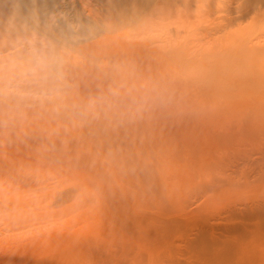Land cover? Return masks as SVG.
<instances>
[{
  "label": "rangeland",
  "instance_id": "rangeland-1",
  "mask_svg": "<svg viewBox=\"0 0 264 264\" xmlns=\"http://www.w3.org/2000/svg\"><path fill=\"white\" fill-rule=\"evenodd\" d=\"M252 1L168 0L165 33L124 28L82 42L80 58L41 37L19 61L0 53V264H264V179L237 153L260 144L249 115L264 9L248 13ZM93 41L117 48L95 56ZM233 83L249 97L228 98Z\"/></svg>",
  "mask_w": 264,
  "mask_h": 264
},
{
  "label": "bare ground",
  "instance_id": "bare-ground-1",
  "mask_svg": "<svg viewBox=\"0 0 264 264\" xmlns=\"http://www.w3.org/2000/svg\"><path fill=\"white\" fill-rule=\"evenodd\" d=\"M253 2V1H252ZM167 8H168V0H0V53L4 54V57H1V60H5V59H15L16 58H20L22 57L23 53L26 52V50L28 49L27 47L25 48L24 45V41L25 42H31V40L33 39H37L39 37L46 39V41L48 40L51 44H50V52L53 55H57V54H74L77 57H81L80 54L78 53H82L80 51L77 50V47L80 46L82 44V42H89L91 40H95L97 38H99L102 35H106L109 36L108 34H116V32L120 31V30H124V28L128 29L132 28V29H136L139 32L141 31H147L149 29V31H151L154 28H157L158 26H160V28L163 30L161 32H164V26L165 25V20H166V14H167ZM241 8V7H240ZM264 9V0H254L253 4H250V9L248 10V13H261L262 10ZM256 11V12H255ZM244 15V14H243ZM219 18V17H218ZM231 18V17H230ZM222 19V18H221ZM220 19V20H221ZM177 21V20H176ZM219 21V20H218ZM227 21V20H226ZM221 22V21H220ZM225 21L223 20V23ZM230 22V21H229ZM222 23V22H221ZM220 25V24H219ZM157 26V27H156ZM185 26V25H184ZM225 27V26H224ZM182 28V27H181ZM191 28V27H190ZM218 28V27H217ZM151 29V30H150ZM224 29V28H223ZM135 30V31H136ZM155 30V29H154ZM154 30H152L154 32ZM148 31V32H149ZM151 31V32H152ZM132 32V31H131ZM137 32V31H136ZM147 32V33H148ZM160 32V33H161ZM166 32V31H165ZM164 32V33H165ZM208 32V31H207ZM206 32V33H207ZM145 33V32H144ZM146 33V35H147ZM181 33V32H180ZM205 33V34H206ZM143 34V32H142ZM151 34V33H150ZM162 34V33H161ZM121 35V34H120ZM197 35V34H195ZM128 36V35H127ZM138 36V35H136ZM176 36V35H175ZM113 36H110V39H112ZM118 37V35H117ZM224 37V36H223ZM106 38V37H105ZM114 38V37H113ZM170 38V37H169ZM35 39V40H36ZM109 38H106L105 40H108ZM116 39V37H115ZM151 39V38H150ZM155 39V38H154ZM173 39V38H172ZM208 39V38H207ZM219 39V38H218ZM104 40V39H102ZM161 40V39H160ZM170 40V39H169ZM174 40V39H173ZM193 40V39H192ZM120 41V40H119ZM132 41V40H131ZM142 41V40H140ZM152 41V40H151ZM162 41L163 40V35H162ZM36 42H39V40H36ZM48 42V43H49ZM94 42V41H93ZM106 42V41H105ZM108 42V41H107ZM92 43V42H91ZM90 43V44H91ZM103 44L99 43V41L94 42L93 44V48H91V50H96L95 52V56L97 55L96 53L99 54L100 48L105 51V50H113L114 46L110 44L106 45V43L102 42ZM115 43V42H114ZM120 43V42H118ZM135 43V41H134ZM163 43V42H162ZM168 43V42H167ZM171 43V42H170ZM175 43V42H173ZM213 43V42H212ZM113 44V43H112ZM48 45V44H47ZM118 46V44H116ZM121 45V44H120ZM119 45V46H120ZM136 45V44H135ZM134 45V46H135ZM133 46V45H132ZM99 47V48H98ZM116 47V46H115ZM193 47V46H192ZM85 48V47H84ZM117 48V47H116ZM125 48H127L125 46ZM144 51L148 52V53H152V55L154 54H159L161 55V53H158L157 50H150L149 46L145 45L144 47ZM140 48V50L143 51V49ZM178 48V47H177ZM120 49V48H119ZM84 50V49H83ZM91 50L88 49V52H90ZM132 50V48H131ZM87 52V50H85ZM107 51V52H108ZM127 51V50H124ZM136 51V50H134ZM164 51V50H163ZM10 52V53H9ZM85 52V53H86ZM87 52V54H88ZM112 52V51H111ZM118 52V51H117ZM7 53V54H6ZM9 53V54H8ZM114 53V52H113ZM132 53V52H131ZM191 53V52H190ZM77 54V55H76ZM83 55V54H82ZM100 56V54H99ZM79 57V58H80ZM17 58V59H18ZM87 58V56H86ZM10 59V60H11ZM16 59V60H17ZM82 59V58H81ZM15 60V62H16ZM19 61V59L17 60ZM21 61V60H20ZM17 63V62H16ZM16 63H14L16 65ZM64 67V66H63ZM62 67V71L65 69ZM64 72H66V70H64ZM64 74V73H63ZM67 74V73H66ZM61 75L59 74V77ZM66 77H68L67 75H65ZM259 76V75H258ZM63 78V77H62ZM262 78V77H260ZM70 79V78H69ZM68 79V80H69ZM77 79V78H76ZM263 79V78H262ZM63 80V79H62ZM207 81V80H206ZM254 81V80H253ZM263 81V80H262ZM70 82V81H69ZM236 82V81H235ZM252 82V81H251ZM81 83V82H80ZM230 83V82H229ZM228 83V84H229ZM241 83V82H240ZM247 83V82H246ZM246 83H244V81H242L241 85H245ZM263 83V82H262ZM70 84V83H69ZM234 84V83H233ZM231 84V85H233ZM250 84V83H249ZM248 84V85H249ZM254 86L256 84H254L253 82L251 83ZM264 84V83H263ZM228 85V86H223L225 87V93H227L229 96L228 98H232L233 96H235L236 94H244L243 97L246 98V92L248 91V96L249 97V89H243L246 87H240L238 88L237 86H235L236 84H234L233 86ZM247 85V87H249ZM80 86V85H79ZM210 86V85H209ZM260 86V85H259ZM258 86L257 83V87L255 90V95L256 98L253 101L256 102L257 104L254 105V107L257 109L256 111L252 112L255 113L252 114V117L248 115L250 117V119L255 120V118L257 119H261L260 123L262 121V119L264 120V85H261L260 87ZM211 87V86H210ZM252 87V86H251ZM202 88V87H201ZM205 88V87H204ZM207 88V87H206ZM217 89V87H216ZM223 89V88H222ZM70 90V89H69ZM214 91V90H213ZM216 91V90H215ZM257 91V92H256ZM217 92V91H216ZM235 92V93H233ZM214 93V92H213ZM225 93L223 95H225ZM233 93V94H231ZM253 92H251L250 96L252 95ZM211 94V93H210ZM217 93H215L216 96ZM254 94V93H253ZM208 95V94H207ZM214 95V94H213ZM238 95V97L240 96ZM227 96V95H226ZM240 96V98L242 97ZM262 96V97H261ZM237 97V98H238ZM197 98V97H196ZM216 98H218L216 96ZM220 98V96H219ZM227 98V97H226ZM227 98V100H228ZM235 98V97H234ZM76 99V98H75ZM201 98H199L198 100H200ZM203 99V98H202ZM221 99V98H220ZM233 99V98H232ZM250 99V98H248ZM247 99V100H248ZM78 100V99H77ZM195 100V99H194ZM192 100V101H194ZM204 100V99H203ZM243 100H245L243 98ZM251 100V99H250ZM201 101V100H200ZM223 101V100H222ZM237 101V100H236ZM246 101V100H245ZM228 101L224 102L227 103ZM250 102V101H248ZM1 103V102H0ZM199 103V102H198ZM203 103V101L201 102ZM229 103V102H228ZM227 103V104H228ZM238 103V102H237ZM240 103V102H239ZM242 103V102H241ZM247 103V102H245ZM226 104V106H227ZM233 103H231L232 105ZM243 104V103H242ZM250 105V103H248ZM190 105V104H189ZM195 105V104H194ZM193 105V106H194ZM230 105V104H229ZM197 106V105H196ZM195 106V108H197ZM210 106V105H209ZM220 106V105H219ZM216 104V107H219ZM225 106V105H224ZM225 106V107H226ZM215 107V106H214ZM223 107V106H222ZM221 107V108H222ZM233 107V106H232ZM249 107V106H248ZM252 107V105H251ZM254 108V109H255ZM194 109V108H193ZM214 109V108H213ZM229 109V107H228ZM235 109V108H234ZM250 110V107L248 108ZM247 109V110H248ZM26 110V109H25ZM28 110V109H27ZM40 110V109H39ZM218 110H220L218 108ZM222 110V109H221ZM221 110L219 111L221 113ZM226 110V109H225ZM209 111V110H208ZM211 111V109H210ZM215 111V109H214ZM227 111V110H226ZM26 112V111H25ZM143 112V111H142ZM192 112V111H191ZM190 112V113H191ZM213 112V110L211 111ZM223 112V111H222ZM241 112V110H240ZM247 112V111H246ZM250 112V113H252ZM233 113V112H232ZM239 113V112H238ZM242 113H244V111H242ZM130 114V113H129ZM135 114V113H134ZM193 114V113H191ZM189 114V115H191ZM223 114V113H221ZM226 113H224L225 115ZM228 114V113H227ZM231 114V113H230ZM229 114V115H230ZM236 114V113H235ZM234 114V115H235ZM141 115V114H140ZM247 115V114H246ZM246 115H243V117ZM144 116V114H143ZM143 116L141 115V117L143 118ZM175 117V116H174ZM184 117V116H183ZM146 118V116L144 117V119ZM188 118V117H187ZM226 118V117H225ZM241 118V117H240ZM244 118V119H245ZM139 119V118H138ZM186 119V117H185ZM200 119V118H199ZM237 119V118H236ZM250 119L247 118V121H249ZM256 119V120H257ZM146 121H144V123L146 124L147 118L145 119ZM193 120V119H192ZM231 120V119H230ZM229 121V118H228ZM228 121H224L222 124L225 125L226 123H228ZM233 121V120H232ZM240 121V120H239ZM180 122V121H179ZM200 121H198L199 124ZM236 122V120H235ZM258 122V121H256ZM263 122V121H262ZM181 123V122H180ZM179 123V124H180ZM183 123V121H182ZM186 123V122H185ZM201 123V122H200ZM205 122H203L204 124ZM225 123V124H224ZM237 123V122H236ZM247 123V122H246ZM244 123V124H246ZM249 123V122H248ZM247 123V124H248ZM260 123H257L258 126ZM213 124V123H212ZM230 124V122L228 123ZM233 124V123H232ZM238 124V123H237ZM240 124V122H239ZM238 124V125H239ZM243 124V125H244ZM253 125V123H250ZM248 124V125H250ZM257 124L252 128V131L254 130L255 133L251 138V142L249 143H260L258 146L255 145V147H251L252 149H248V144L245 145L246 146V150H243L242 152L239 151L237 152L238 155L240 153V155H246V156H239V163L241 160V163L246 165V168H248L250 166L249 169H251V172H249V174L252 175V173H255V175L259 178H263L264 179V142L263 144H261V141L257 142V140L255 139V136H259L257 134H259L260 129H262L263 126L259 127L257 126ZM210 125V124H209ZM243 125H239L240 129H242ZM247 125V127H249ZM251 125V126H252ZM151 126V124H150ZM181 126V125H180ZM221 126V124H220ZM235 127V125H233ZM149 127V126H148ZM245 127V126H244ZM147 128V125H146ZM150 128V127H149ZM149 128H147V130H145L146 132L149 130ZM187 128V127H186ZM198 129L200 127H197ZM213 128V126H212ZM219 128V126L217 127ZM229 128H231V125L229 126ZM236 128V129H239ZM246 128V127H245ZM152 128H150L151 130ZM250 129V127L248 128ZM12 130V129H11ZM182 130V129H181ZM251 130V129H250ZM196 131V130H195ZM208 131V130H207ZM240 132V130H238ZM237 131V132H238ZM245 131L247 132V128L245 129ZM245 131L243 133H245ZM253 131V132H254ZM143 132V131H142ZM150 132V131H149ZM224 132V131H223ZM236 132V133H237ZM250 132V131H249ZM264 132V131H261ZM12 133V132H11ZM17 133V132H16ZM225 133V132H224ZM241 133V132H240ZM239 133V134H240ZM241 133V134H243ZM222 134V133H221ZM237 134V135H239ZM248 134V133H247ZM250 134V133H249ZM248 134V135H249ZM263 133H261L260 135H262ZM134 135V134H133ZM211 135V133H210ZM220 135V134H219ZM226 135V134H225ZM228 136L230 135V133L227 134ZM236 135V136H237ZM20 136V135H18ZM241 136V135H240ZM243 136V135H242ZM241 136V137H242ZM250 136H246L245 134V139L250 137ZM263 136V135H262ZM186 137V136H185ZM227 137V136H226ZM238 137V136H237ZM261 137V136H260ZM21 138V136H20ZM148 138V135H147ZM216 138L218 139V137L216 136ZM231 138H233L231 136ZM230 138V139H231ZM235 138V137H234ZM244 137H242V141ZM262 138V137H261ZM186 139V138H185ZM209 139V138H208ZM222 139V138H221ZM239 139V140H241ZM250 139V138H249ZM264 139V138H263ZM262 139V140H263ZM201 140V139H200ZM226 140V139H225ZM229 140V139H228ZM234 140V139H233ZM238 140V141H239ZM261 140V139H260ZM17 141V140H16ZM237 141V139H236ZM235 141V142H236ZM249 141V140H247ZM33 142V141H32ZM31 142V143H32ZM36 142V141H35ZM137 142V143H136ZM133 141L132 146L137 150L139 144L140 146L144 149L145 153L147 155H149V150H147L149 147V141L148 140H144V141ZM227 142V141H226ZM240 142V141H239ZM246 142V141H245ZM18 143V142H17ZM21 143V142H19ZM210 143V142H209ZM218 143V142H217ZM229 143V141H228ZM232 143V142H231ZM242 143V142H241ZM22 144V143H21ZM27 144V143H26ZM219 144V143H218ZM221 144V143H220ZM219 144V145H220ZM243 144H245L243 142ZM251 144V145H252ZM253 144V145H254ZM23 145V144H22ZM29 145V144H28ZM234 145V144H233ZM237 145V144H236ZM30 146V145H29ZM235 146V145H234ZM241 146V145H240ZM31 147V146H30ZM220 147V146H219ZM223 147V146H222ZM228 147V145H227ZM243 147V146H241ZM262 147V148H261ZM226 148V147H225ZM224 148V149H225ZM236 148V147H235ZM244 148V147H243ZM242 149V148H241ZM223 151V149H221ZM227 150V149H226ZM210 151V150H209ZM232 151V150H231ZM227 152V151H226ZM214 153V152H213ZM216 154V153H215ZM218 154V153H217ZM227 154V153H226ZM228 155V154H227ZM233 155V153H232ZM235 155V153H234ZM222 157V156H221ZM228 157V156H227ZM237 157V155H236ZM235 157V158H236ZM241 157V158H240ZM148 159L146 161H144L145 165L148 164H152L153 163V159L151 157V155L149 157H147ZM197 158V157H196ZM98 159V158H96ZM238 159V157H237ZM228 160V159H227ZM234 160V158H233ZM140 161V160H139ZM220 161V160H218ZM224 161V160H223ZM232 161V160H231ZM230 164L229 167L232 166L233 161ZM237 161V160H236ZM135 162V161H134ZM216 162V161H215ZM221 162V161H220ZM224 163V162H223ZM235 163V162H234ZM237 163V162H236ZM225 164V163H224ZM227 164H229V162H227ZM226 164V165H227ZM238 164V163H237ZM242 164V166H243ZM192 165V164H190ZM214 165V164H213ZM222 165V164H221ZM224 165L226 168L227 166ZM234 165V164H233ZM241 165V164H240ZM239 165V166H240ZM248 165V167H247ZM113 166V165H111ZM216 166V165H215ZM235 166V165H234ZM232 166V167H234ZM237 166V165H236ZM144 167V166H143ZM146 167V166H145ZM192 167V166H191ZM205 167V166H203ZM207 167H209V165H207ZM223 167V166H222ZM245 167V166H243ZM241 167V168H243ZM212 167H210L211 169ZM235 168V167H234ZM244 168V170L246 169ZM206 169V167H205ZM214 170V168H212ZM211 169V170H212ZM233 169V168H232ZM238 171V168H235ZM225 169H223L222 171H224ZM235 170V171H236ZM248 170V169H246ZM221 171V170H220ZM234 171V172H235ZM236 171V172H237ZM206 172V171H205ZM225 172V171H224ZM235 172V175H236ZM244 172V171H243ZM246 172V171H245ZM248 172V171H247ZM246 172V175H247ZM209 173V172H208ZM231 173V172H230ZM230 173H227L226 175H228L227 177L230 176ZM233 174V173H232ZM239 174V173H237ZM245 174V173H242ZM220 175V174H219ZM239 176V175H238ZM237 176V177H238ZM241 176V175H240ZM253 176V175H252ZM211 177V175H210ZM217 177V176H216ZM220 176L217 177V179ZM232 177V176H231ZM236 177V176H234ZM244 177V175H243ZM242 177V179H243ZM213 179L215 178L212 177ZM233 178V177H232ZM249 178V177H248ZM253 178V177H252ZM255 178V177H254ZM253 178V179H254ZM258 178V179H259ZM210 178L209 181H207V186L210 187V189H214L215 186L218 187V185L220 184H216L215 185V181L213 182ZM221 179V178H220ZM223 179V178H222ZM228 181H230V178ZM237 179V178H236ZM251 179V181H256ZM208 180V179H207ZM216 180V179H215ZM226 180V179H225ZM225 180H220L223 181L222 184L224 183ZM240 180V179H239ZM250 180V178H249ZM219 181V180H218ZM236 181V180H235ZM243 180H240L239 183H242ZM210 182V183H208ZM261 182V180H260ZM205 183V182H204ZM204 183H202L204 185ZM227 183V181L225 182ZM237 183V182H236ZM244 183V181H243ZM258 183V182H257ZM261 184V183H259ZM202 186V189L203 188ZM206 187V188H208ZM212 187V188H211ZM217 189V188H215ZM253 195V194H252ZM262 195V194H260ZM137 202V201H136ZM232 202V201H231ZM136 204V203H135ZM134 204V205H135ZM135 208V207H134ZM165 217V216H164ZM2 253V252H1Z\"/></svg>",
  "mask_w": 264,
  "mask_h": 264
}]
</instances>
